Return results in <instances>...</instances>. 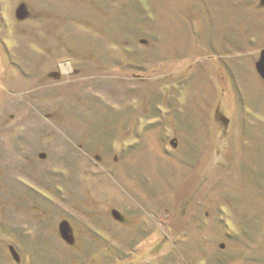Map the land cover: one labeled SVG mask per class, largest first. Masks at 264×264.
<instances>
[{
	"label": "rangeland",
	"instance_id": "rangeland-1",
	"mask_svg": "<svg viewBox=\"0 0 264 264\" xmlns=\"http://www.w3.org/2000/svg\"><path fill=\"white\" fill-rule=\"evenodd\" d=\"M262 60L264 0H0V264H264Z\"/></svg>",
	"mask_w": 264,
	"mask_h": 264
},
{
	"label": "water",
	"instance_id": "water-1",
	"mask_svg": "<svg viewBox=\"0 0 264 264\" xmlns=\"http://www.w3.org/2000/svg\"><path fill=\"white\" fill-rule=\"evenodd\" d=\"M264 60H262L261 62H260V65H262L263 67H264ZM263 75H264V68H263Z\"/></svg>",
	"mask_w": 264,
	"mask_h": 264
}]
</instances>
